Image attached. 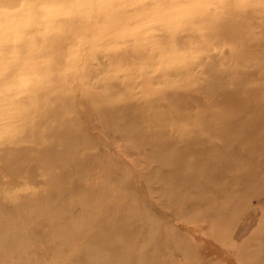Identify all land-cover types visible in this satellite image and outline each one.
<instances>
[{
	"label": "rangeland",
	"instance_id": "1",
	"mask_svg": "<svg viewBox=\"0 0 264 264\" xmlns=\"http://www.w3.org/2000/svg\"><path fill=\"white\" fill-rule=\"evenodd\" d=\"M209 9L92 22L0 107V264H264V3Z\"/></svg>",
	"mask_w": 264,
	"mask_h": 264
},
{
	"label": "bare ground",
	"instance_id": "2",
	"mask_svg": "<svg viewBox=\"0 0 264 264\" xmlns=\"http://www.w3.org/2000/svg\"><path fill=\"white\" fill-rule=\"evenodd\" d=\"M65 2L78 4L79 8L55 21L43 36L36 38L35 48L31 53L25 54L24 58L28 62L23 66V70L17 67L4 74L0 67V107L12 105L15 92L26 93L34 102L39 94L51 85L50 79L53 76H42L43 70L48 73L59 71L56 62L64 54L59 43L67 39L75 41L76 44H71L67 52L70 59L75 60L82 54L80 43L87 38L86 26H90L92 22L97 24L91 35L96 41L108 35L111 24L126 17L127 20L134 17L138 30L136 34L133 33L145 35L144 41L152 37L147 36L151 29L144 25L146 20L172 29L171 33L174 35L170 36L174 39L176 29L180 27L186 26L183 29L195 30L193 20L208 15L209 8L233 5L239 10H244L264 3V0H65ZM128 6H136L140 12L132 15L123 14L120 10ZM146 9L149 11L146 12ZM153 9L154 11H151ZM23 113L25 114V110Z\"/></svg>",
	"mask_w": 264,
	"mask_h": 264
},
{
	"label": "clouds",
	"instance_id": "3",
	"mask_svg": "<svg viewBox=\"0 0 264 264\" xmlns=\"http://www.w3.org/2000/svg\"><path fill=\"white\" fill-rule=\"evenodd\" d=\"M79 5L65 0H0V67L4 74L27 64L26 53L61 17Z\"/></svg>",
	"mask_w": 264,
	"mask_h": 264
}]
</instances>
